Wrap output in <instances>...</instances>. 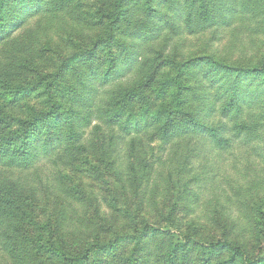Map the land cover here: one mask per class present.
<instances>
[{
  "label": "trees",
  "instance_id": "obj_1",
  "mask_svg": "<svg viewBox=\"0 0 264 264\" xmlns=\"http://www.w3.org/2000/svg\"><path fill=\"white\" fill-rule=\"evenodd\" d=\"M96 2L90 16L85 0H0V264H264L238 235L206 240L205 227L176 221L177 208L191 210L200 198L194 164L207 146L264 157V44L256 61L233 60L218 46L229 29L264 35V0H172L171 11L153 0ZM91 17L103 37L77 45L55 72L45 69L50 33L78 34ZM190 38L200 44L189 47ZM31 98L42 108H30ZM138 99L146 103L136 107ZM91 160L112 172L127 199L157 195L145 209L126 202L111 237L82 245L39 223L31 208L39 192L68 189L73 170ZM44 166L48 183L37 186ZM161 168L163 190L175 198L167 212ZM253 212L260 241L264 203Z\"/></svg>",
  "mask_w": 264,
  "mask_h": 264
},
{
  "label": "rangeland",
  "instance_id": "obj_2",
  "mask_svg": "<svg viewBox=\"0 0 264 264\" xmlns=\"http://www.w3.org/2000/svg\"><path fill=\"white\" fill-rule=\"evenodd\" d=\"M153 1L164 11L171 9L168 1L172 0ZM141 5L142 1H138L137 7L140 8ZM137 7H133V12L136 17H141L143 11L140 12ZM98 9L96 0H85V10L88 15L96 16ZM99 23L98 18L94 22L91 17L78 34L51 32L49 39L52 52L46 53V58L42 60L45 69L51 73L55 72L75 53L77 45L90 44L103 37L104 27ZM263 40L264 35L259 38L252 37L246 31L237 33L229 29L220 35L218 46L221 54L233 60L251 57L256 61L259 58L257 48L263 47ZM188 44L189 47L192 44L199 45L200 39L190 38ZM30 81L32 80L29 77L27 82ZM28 103L34 111L42 108L37 98H31ZM144 103L146 102L138 99L136 107L143 106ZM5 105H8L6 108H9L8 111L13 115H26L25 107L23 108L25 111L21 113V109H15L8 103ZM246 150L252 149L242 146L225 152L216 151L210 146L204 149V155L194 164V172L200 175L201 181L193 187L200 198L191 210L184 206L177 208L176 221L184 229L188 228L191 221L198 223V230H201V226L205 227L202 238L206 240L235 239L238 235L239 238L236 240L246 248L249 257L255 259L264 254V238L257 241L254 233L257 216L253 212L256 201L264 203V157L258 156L257 153H252L250 157ZM50 169L49 166H44L35 173L42 180L38 179L37 186L47 185ZM160 173L157 177L161 186L159 191L162 193L159 201L167 212L174 207L175 198L170 186L167 190H163V186H167L164 168L160 169ZM52 179L57 183L55 177L52 176ZM67 187L68 189L64 191L62 188L45 193L39 192L37 205L32 206L31 209L35 211L39 223L49 225L53 230L57 229L61 235L76 240L82 245L94 237H111L110 232L116 231L119 223L121 224L120 221L125 217L122 209L126 202L130 203L131 208H134V203L137 206L142 203L145 209L150 198L157 195V192H152L147 197L130 195L127 199L115 183L112 172L96 160L79 163L71 173ZM67 190L71 192L70 196L65 193ZM140 218L139 216L138 220ZM157 240H151L152 249L156 248ZM155 255H159V252Z\"/></svg>",
  "mask_w": 264,
  "mask_h": 264
}]
</instances>
